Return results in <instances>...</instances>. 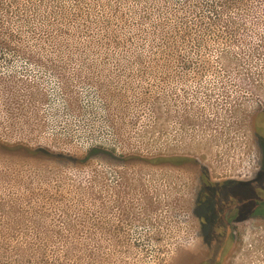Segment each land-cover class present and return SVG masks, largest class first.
Returning a JSON list of instances; mask_svg holds the SVG:
<instances>
[{
	"label": "rangeland",
	"instance_id": "374dc122",
	"mask_svg": "<svg viewBox=\"0 0 264 264\" xmlns=\"http://www.w3.org/2000/svg\"><path fill=\"white\" fill-rule=\"evenodd\" d=\"M21 2L0 13V264H264V208L231 202L264 188V0Z\"/></svg>",
	"mask_w": 264,
	"mask_h": 264
},
{
	"label": "flooded vegetation",
	"instance_id": "af4514ba",
	"mask_svg": "<svg viewBox=\"0 0 264 264\" xmlns=\"http://www.w3.org/2000/svg\"><path fill=\"white\" fill-rule=\"evenodd\" d=\"M258 124L260 125V127L262 128V132H263V135H264V117H262L261 116V119L259 120V122H258ZM264 177V173H263V175H262V178ZM259 179H261V177H259V178H257V180L259 181ZM208 180L209 181H212L210 178H208ZM229 181H231V180H228V182H227V180L224 182V183H218V182H211V183H207L208 185V187L209 188H211V189H213V191L216 193V190L218 189H220V187L221 186H226V185H229ZM235 182V185L236 186H238V185H243V186H249L250 187V189H251V191H252V196H251V200L250 201H252L250 204H248L249 203V200H246L247 198H245V200L240 196V195H233L234 196V199L231 197V199H232V203H236L235 204V206L237 205V207L239 206V208H240V210L241 209H243V207L245 208V210H249L251 213H254V212H256V209H257V207H258V205H257V203L259 202V200L260 201H263L264 200V198L263 197H261L260 198V194H259V190H264V188L263 187H261V186H257V185H254V183H253V181L252 182H242V181H234ZM231 184V183H230ZM219 187V188H218ZM201 194H203L204 195V197H206V196H208V193H207V191H205L204 193L202 192ZM200 200H202L200 197L198 198V201H197V204L199 205L200 204ZM242 200H244V203L245 204H242L243 203V201ZM207 201V200H206ZM230 210H232V209H230ZM236 218H243L242 216H238V217H236Z\"/></svg>",
	"mask_w": 264,
	"mask_h": 264
},
{
	"label": "trees",
	"instance_id": "16d2710c",
	"mask_svg": "<svg viewBox=\"0 0 264 264\" xmlns=\"http://www.w3.org/2000/svg\"><path fill=\"white\" fill-rule=\"evenodd\" d=\"M5 1L7 2H9L11 5L13 4V3H17V4H22L23 2H21V0H0V13H2L3 11L5 12H8V10H6V8H5V10H3V8L5 7ZM23 1V0H22ZM28 1H30V2H32V0H28ZM8 3V4H9ZM22 11L24 12V13H27V8H22L21 10L19 9V13H22ZM8 29L7 28H1L0 27V33H8ZM203 191H207V193H208V196H207V198H210V197H212V193H213V189H211V188H209L208 186H206V188L203 190ZM211 194V195H210ZM261 196V195H260ZM262 197V196H261ZM260 197V198H261ZM248 200H250V199H252V198H247ZM208 200V199H207ZM210 203V200H208V204ZM257 205H258V207H257V209H256V213L257 214H263V208H264V200L263 201H260L259 200V202L257 203ZM209 217H211L210 215H208V218ZM210 219V218H209Z\"/></svg>",
	"mask_w": 264,
	"mask_h": 264
}]
</instances>
